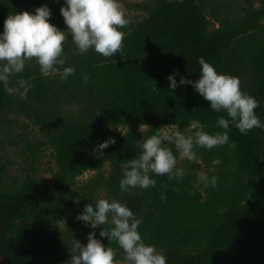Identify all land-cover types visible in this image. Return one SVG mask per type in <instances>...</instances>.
Returning a JSON list of instances; mask_svg holds the SVG:
<instances>
[{"label": "trees", "instance_id": "trees-1", "mask_svg": "<svg viewBox=\"0 0 264 264\" xmlns=\"http://www.w3.org/2000/svg\"><path fill=\"white\" fill-rule=\"evenodd\" d=\"M130 1L120 0L136 12L121 29L123 53L81 54L66 32L56 74L42 75L32 60L0 83V264H66L72 240L87 243L93 231L76 216L99 198L126 204L166 264H264V129L244 135L230 123L235 147L195 146L193 161L168 143L181 178L156 175L155 187L119 188L126 161L157 129L190 135L199 121L210 133L224 131L216 118L226 113L210 109L192 85L168 87L177 69V81L198 79V57L238 77L264 122V0ZM45 4L50 22L66 30L64 0H0V32L9 14ZM66 66L75 72L62 80ZM21 80L31 85L25 99ZM109 138L115 143L94 151ZM15 165L23 173L10 175ZM199 173L215 175V187L198 182ZM102 227L111 224L95 233L118 264L125 253L99 236Z\"/></svg>", "mask_w": 264, "mask_h": 264}, {"label": "clouds", "instance_id": "clouds-1", "mask_svg": "<svg viewBox=\"0 0 264 264\" xmlns=\"http://www.w3.org/2000/svg\"><path fill=\"white\" fill-rule=\"evenodd\" d=\"M66 30H61L51 23L50 8L45 4L35 8L34 11L24 10L9 14L4 20L3 31L0 32V83L8 84L10 77L22 73L26 62L34 60L39 65L44 76L57 73V65H64L62 58L65 33H70L72 41L79 53L93 50L105 57L123 53L124 32L121 29L130 23L127 15L120 6V0H64L60 8ZM200 65L198 79L192 80L180 76L175 70L167 77L168 87L175 89L180 85L190 84L200 96L206 100L210 109L224 112L216 118V125L224 131L208 132L199 121H194L190 127L194 131L185 135L181 131L156 132L143 138L141 151L137 156L126 161L122 177L119 180L121 191L133 188L155 187L154 176L167 174L171 180L179 179L185 174V169L177 167V157L173 154L168 143H174L180 156L189 161L198 160L194 151L195 146L212 149L227 144L229 148L235 147V142H229L228 129L230 123L246 135L254 127L264 129V122L255 113L258 106L256 98L240 87L238 77L218 72L215 66L198 57ZM72 66L63 67L60 79H67L73 75ZM87 74L83 75L87 82ZM21 99L26 98L29 83L21 80ZM141 128V125H140ZM115 143L113 138L98 143L94 151H101L110 144ZM213 165L219 160H213ZM198 182L215 187L217 177L206 173H199ZM164 196L161 194V199ZM76 219L93 229L87 234V243L79 239L72 240V254L66 264H115L114 252L106 247L97 238L95 229L110 223L111 227L100 229L99 236L107 237L109 241L115 240L125 253L130 264H166V256L157 251L155 245L145 243L139 225L142 220L134 212L117 200L99 198L95 205L85 204L82 212Z\"/></svg>", "mask_w": 264, "mask_h": 264}, {"label": "rangeland", "instance_id": "rangeland-1", "mask_svg": "<svg viewBox=\"0 0 264 264\" xmlns=\"http://www.w3.org/2000/svg\"><path fill=\"white\" fill-rule=\"evenodd\" d=\"M127 1L132 2V1H130V0H127ZM133 1H140V0H133ZM120 6H121V8L123 9V11L125 12V14H126L128 17H131L132 15H134V14L136 13V12H134V11L130 12V11L127 9V7L124 6L121 2H120ZM165 132H167V133L170 134L171 130H169V131H165ZM35 135H36V133L34 134V136H35ZM20 169H21L20 165H15L14 167L11 168V170L9 171V173H10V175H15V176H16V175H20L21 173H23V172L20 171ZM43 169L45 170V167H43V168L41 169V171H40V175H41L43 178L48 179V174L44 173V172H43ZM89 176H90L89 173H86V174L81 178V180H86ZM117 263H118V264H130V262L127 261L126 257H125L123 260H121V261H119V262H117Z\"/></svg>", "mask_w": 264, "mask_h": 264}]
</instances>
